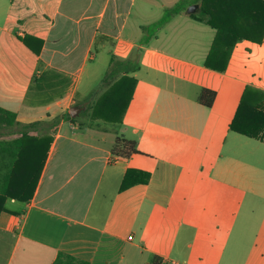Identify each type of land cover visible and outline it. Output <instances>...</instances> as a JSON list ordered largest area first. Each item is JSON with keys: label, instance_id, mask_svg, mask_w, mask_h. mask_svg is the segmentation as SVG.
Listing matches in <instances>:
<instances>
[{"label": "crops", "instance_id": "1", "mask_svg": "<svg viewBox=\"0 0 264 264\" xmlns=\"http://www.w3.org/2000/svg\"><path fill=\"white\" fill-rule=\"evenodd\" d=\"M201 3L0 0V108L19 124L0 142L52 138L31 200L4 202L0 264H53L60 252L89 264L244 262V210L218 223L214 206L228 193L234 207L260 195L255 169L223 152L244 145L229 130L241 99L264 101V37L235 43L224 71L209 68L217 31L188 11ZM112 59L122 63L114 83L137 84L122 123L91 125L89 105L114 86L102 87ZM203 89L216 92L212 107L199 103ZM118 137L139 154L114 156ZM128 170L148 183L120 191Z\"/></svg>", "mask_w": 264, "mask_h": 264}, {"label": "trees", "instance_id": "2", "mask_svg": "<svg viewBox=\"0 0 264 264\" xmlns=\"http://www.w3.org/2000/svg\"><path fill=\"white\" fill-rule=\"evenodd\" d=\"M191 17L196 21L205 22L217 31L206 62V66L217 71L225 70L227 59L235 43L245 39L260 43L264 37V0H202L200 13L192 14ZM25 43L29 46L27 40ZM41 46L42 42L39 43V48L33 51L39 54ZM121 65L122 63L117 64L115 59H112L102 87L108 88L112 84L114 86L102 94L96 103L89 105L91 125L98 119L108 123H122L137 80L124 76L114 83L121 75ZM215 99L216 92L203 89L198 101L205 107H212ZM17 125L19 124L16 114L0 108V130ZM33 127L35 124L23 126V129ZM229 130L246 137H264V101L251 104L242 98L229 124ZM51 142L50 137L38 139L28 136L25 131L16 139L0 142V212L7 198L22 202L31 200ZM112 154L122 159L137 155L139 154L137 142L118 137L112 147ZM149 179L148 172L128 170L120 191H125L137 184H147ZM53 264H89V262L60 252Z\"/></svg>", "mask_w": 264, "mask_h": 264}, {"label": "rangeland", "instance_id": "3", "mask_svg": "<svg viewBox=\"0 0 264 264\" xmlns=\"http://www.w3.org/2000/svg\"><path fill=\"white\" fill-rule=\"evenodd\" d=\"M198 11L196 12V14ZM97 54V52H94ZM103 55L102 53L97 54L96 65H94V70L96 68L104 69L105 62L103 63ZM89 82V81H88ZM93 89L98 90V80L92 79ZM243 140L244 145L240 149V152L234 154L233 152H223V160H232L238 159L243 161L246 165L247 173L252 172V168L255 169V173L252 177L256 179V185H259L260 195L252 196L250 194H246V199L241 202L239 200L240 206L234 207L232 201L230 200V194H225L221 196L214 206V209L217 211L218 218L215 219V222L218 221L220 223L219 216H226V212H236L238 215V211L241 213L242 210L245 212V227H246V235L245 240H247L246 248L244 249L246 259L237 261V264H264V137L262 138H252V137H240ZM236 209V211H234ZM240 218V217H239ZM238 219V217H236ZM209 223V222H208ZM212 225V222H210ZM214 234L218 236L219 232L213 230ZM217 242V239H214ZM195 243L200 244L201 241H195ZM208 258L204 262H200L198 264H209ZM236 264V262H233Z\"/></svg>", "mask_w": 264, "mask_h": 264}, {"label": "water", "instance_id": "4", "mask_svg": "<svg viewBox=\"0 0 264 264\" xmlns=\"http://www.w3.org/2000/svg\"><path fill=\"white\" fill-rule=\"evenodd\" d=\"M198 9H199V6L198 5H192L190 8H189V13L190 14H194V13H196L197 11H198Z\"/></svg>", "mask_w": 264, "mask_h": 264}]
</instances>
